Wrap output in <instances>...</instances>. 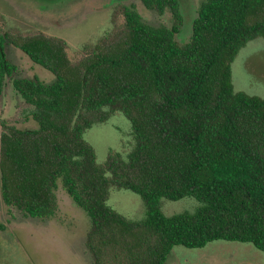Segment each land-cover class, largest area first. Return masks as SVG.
Listing matches in <instances>:
<instances>
[{"label":"trees","instance_id":"16d2710c","mask_svg":"<svg viewBox=\"0 0 264 264\" xmlns=\"http://www.w3.org/2000/svg\"><path fill=\"white\" fill-rule=\"evenodd\" d=\"M170 26L145 23L134 5H117L110 29L70 60L67 43L7 28L0 18V95L16 67L11 44L54 75L13 79L36 129L1 122L3 204L47 219L58 182L90 220L93 264H163L174 246L251 244L264 256V98L235 92L231 64L249 41L264 39V0H199L187 42L179 0H140ZM116 112L130 122L126 157L102 164L84 134ZM110 188L139 195L145 218L107 205ZM191 197L192 213L165 216L160 200Z\"/></svg>","mask_w":264,"mask_h":264},{"label":"rangeland","instance_id":"374dc122","mask_svg":"<svg viewBox=\"0 0 264 264\" xmlns=\"http://www.w3.org/2000/svg\"><path fill=\"white\" fill-rule=\"evenodd\" d=\"M179 3L183 26L176 41L183 44L189 38L199 0ZM117 5H134L149 25L170 26L169 12L159 15L144 8L140 0H0V18L7 28L63 39L73 61L80 57L84 45L95 43L110 29V16ZM5 50L16 70L6 79L0 95V124L36 129V122L25 114L28 106L14 90L12 80L37 77L49 84L54 75L11 44L6 43ZM231 82L235 92L264 98V39H253L238 51L231 64ZM83 137L93 148L98 164L112 153L126 157L133 146L130 122L121 112L114 113L105 123L94 124ZM56 197L55 216L41 219L6 207L0 194V264H93L85 244L88 216L72 202L60 182ZM106 203L128 220L145 218L142 198L131 191L110 188ZM200 205L191 197L161 199L159 203L165 216L192 213ZM163 264H264V256L248 243L214 241L197 249L174 246Z\"/></svg>","mask_w":264,"mask_h":264}]
</instances>
